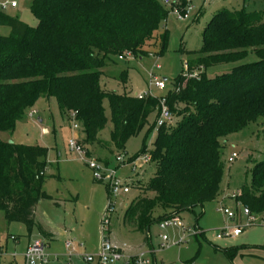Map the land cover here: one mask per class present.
Listing matches in <instances>:
<instances>
[{
    "label": "trees",
    "instance_id": "1",
    "mask_svg": "<svg viewBox=\"0 0 264 264\" xmlns=\"http://www.w3.org/2000/svg\"><path fill=\"white\" fill-rule=\"evenodd\" d=\"M31 10L37 27L0 14V27L11 29L9 36H0V134H12L39 100L55 98L63 115L74 114L81 124L82 146L99 143L111 120V144L123 152L150 117H158L159 101L103 91V69L114 56L129 52L143 57L157 40L164 50L168 35L158 31L170 12L159 0H34ZM202 44L198 51L183 50L186 68L166 95L177 122L157 130L153 151L145 147L130 160L148 153L156 164L146 194L133 200L124 216L145 241L155 223L221 196L222 140L264 118V9L219 11L204 29ZM250 56L256 61L247 62ZM224 65L232 69L208 75L209 69ZM122 81L127 84L126 72ZM47 157L45 147L0 137V211L9 226L23 224L29 237L37 227V206L52 199L44 191ZM251 176L235 201L262 221L264 160ZM234 251L225 253L233 259Z\"/></svg>",
    "mask_w": 264,
    "mask_h": 264
},
{
    "label": "rangeland",
    "instance_id": "2",
    "mask_svg": "<svg viewBox=\"0 0 264 264\" xmlns=\"http://www.w3.org/2000/svg\"><path fill=\"white\" fill-rule=\"evenodd\" d=\"M33 1L17 0V9L9 7L4 11L1 6L10 0H0V14L18 17L29 26L37 27L38 20L31 10ZM159 1L163 2V0ZM169 1V5L162 3L170 14L158 31L159 35L164 33L168 35L165 49L163 50L164 45L161 40H157L152 47L146 48L143 57L125 54L112 57L103 69L104 74L101 78L103 91L116 92L120 95L146 92L149 90L150 73L153 71L166 85L165 90L153 87V95L166 96L173 89L174 80L182 73L184 66L186 68L188 57L183 54V50L192 52L202 48L203 31L216 13L223 9L239 10L244 7L251 12L264 9V0H192L189 19L180 20L176 14L177 9L173 7L180 0ZM10 32V28L0 27V36H9ZM253 61H256L255 56H250L247 60V62ZM156 66L160 69H156ZM231 69V65H224L211 68L207 73L214 77ZM125 72L128 76L127 84L122 81V75ZM104 107L110 119L111 113L107 101ZM30 112H36L37 115L26 116L17 124L12 134L1 133L0 137L4 141L22 145H38L48 149L49 167L44 191L52 199L41 201L36 208L37 227L30 236L33 243L35 240L42 239V228L51 229L54 233L61 231L60 226L66 229L76 228L78 234H81L80 238L72 237L76 241V252L79 255L98 254L102 242V220L108 214L111 203L114 211L109 218L108 237L113 245L126 249L128 257H136L143 253L149 264H181L182 258L190 259L185 264H189L192 260L193 264H264V220L245 228L239 237L232 236L221 240L217 238L219 233L232 231L247 223L244 207L236 202L234 197L244 185L251 183L252 169L264 160V118L258 119L242 131L222 140L224 177L221 183V196L203 207L178 215L184 224L194 227L198 225L204 235H199L198 238H187L181 245H173L172 243L186 237V233L172 227L161 229L159 224L155 223L151 226L149 239L145 241L144 234L134 232L133 228L125 225L123 221L127 206L140 195L146 194L144 189L156 173V164L145 163V154L138 158L135 169L128 164L145 147L149 151L154 150L157 129L151 130V126L156 123L157 113L150 117L149 124L141 134L128 140L125 150L118 152L111 144L113 129L111 120L100 132L99 143L84 147L81 145V138L84 136L81 124L70 116L67 118L63 115L55 98L39 100ZM176 122L175 117L174 124ZM75 124L78 125V129L74 128ZM43 130H47L48 134H45ZM73 140H77L87 152L85 156L71 150L70 142ZM233 154L237 157L232 161ZM118 156L125 164L118 162ZM92 159L106 166L108 173L105 181L95 180L93 171L88 166ZM112 171H116V179L122 182L131 180L130 193L121 192L119 195H114L110 191L108 175ZM55 202L60 206H57ZM224 209H228L235 217L229 218L222 211ZM10 236H16L22 242L30 240L23 224L14 223L9 226L4 213L0 211V249L3 251L0 260L12 261L13 259L14 253L10 252L13 248ZM163 236L169 240L168 248H162ZM8 242L10 249L7 251ZM53 249L61 251L63 245L61 243L54 247L52 245ZM229 249L235 250L233 259L225 253V250ZM19 254L22 256L23 253ZM64 260L60 259V262L54 260L51 264H61ZM117 264L128 263L126 259H123Z\"/></svg>",
    "mask_w": 264,
    "mask_h": 264
},
{
    "label": "built area",
    "instance_id": "3",
    "mask_svg": "<svg viewBox=\"0 0 264 264\" xmlns=\"http://www.w3.org/2000/svg\"><path fill=\"white\" fill-rule=\"evenodd\" d=\"M192 0H180V2H176L173 7L174 9H177V16L180 20H187L189 19L190 11L192 9L191 6ZM165 5H169L170 1L169 0H163L162 2ZM182 7V5H184ZM9 7L11 8H17L18 7V2L17 0H10V2L3 4L1 6L2 10H7ZM125 55L131 56V53H126ZM156 69H160L159 66H156ZM150 85H149V90L143 93L136 94L135 96L142 100L146 98H156L159 101V109H158V117L156 120V128L155 129H160L162 127H169L174 124V115L170 111V108L167 103V98L166 96L164 97H155L153 95V87H156L160 90H165L166 85L164 82H161L159 78L155 75V73L152 71L150 73ZM37 115L36 112H29L27 116L33 117ZM70 117L76 121V117L74 114H70ZM75 129H78V125H74ZM45 134H48L47 130H43ZM70 148L72 151H78L81 156H85L87 154L86 151L83 150V147H81L77 140L76 141H71L70 142ZM237 157L236 154H233L231 160L235 159ZM118 162L121 164L124 163L122 162V158L118 156ZM137 161L138 159L130 162L128 165L133 166L135 169L137 167ZM145 163L152 162L151 155L150 154H145L144 157ZM125 164V163H124ZM89 168L93 171V175L95 180L98 182H103L106 180L108 170L106 166H104L101 162L97 160H90L88 163ZM109 181H110V191L114 195H119L121 192L127 194L130 193V184L131 180H128V182H122L121 180L116 179V171H112L108 175ZM235 198V197H234ZM109 212L108 214L104 217L102 220V225H101V231H102V236H101V246L99 249L98 254L96 255H79L76 252V241L71 239L66 241V248H67V253L65 255V260L61 264H117L118 261L126 259L128 264H149L150 262L145 259V254H140L136 257H128L126 256V249L120 246H115L113 245L108 237V234L110 230L108 229L110 226V217L112 212L114 211V206L110 203L109 205ZM225 214L229 216V218L233 219L235 215L231 213L228 209L222 210ZM244 215L247 217V223L242 226L233 229L232 231L229 232H221L217 235V238L219 240L227 238V237H239L245 228L251 227L252 224L254 223H261L262 221L254 217L251 212L244 208ZM159 227L161 229H167V228H177L182 230L183 232L186 233V237L182 238L180 241L172 243L173 245H181L184 244L187 240V238H191L194 236L202 235L203 232L198 228L197 226H188L183 223L181 219L177 216L173 217H168L165 218L163 221L159 223ZM10 239L12 241H17V238L15 236H11ZM163 240V245L162 248H168L169 247V240L166 236L162 237ZM125 247V246H124ZM48 249V243L45 240H38L29 245L27 250L23 254V264H49L51 260V256L47 251ZM0 256H2L0 252ZM13 257H16V255H12Z\"/></svg>",
    "mask_w": 264,
    "mask_h": 264
},
{
    "label": "crops",
    "instance_id": "4",
    "mask_svg": "<svg viewBox=\"0 0 264 264\" xmlns=\"http://www.w3.org/2000/svg\"><path fill=\"white\" fill-rule=\"evenodd\" d=\"M17 8H15V9H17ZM84 138H85V134L81 138L82 141L84 140ZM55 204L57 206H60V204H58L57 202H55ZM124 216H125V214H124ZM123 221H124V217H123ZM124 223H125V221H124ZM196 226L198 227V225H196ZM130 227H132V226H130ZM60 229H61V231H56V233H54L51 229L50 230L49 229L46 230V229L42 228L43 237H42V239H38V240H45L48 243V249H49L48 251L50 252L49 254L51 256V260H50L49 264H51V262H53L54 260L60 262V259L61 260L65 259V255L67 253L66 241L71 240L72 237L76 236L77 238H80V236H81L80 233L78 234L76 228L66 229L63 226H60ZM133 231L137 232V231H135L134 228H133ZM137 233H139V232H137ZM16 238H18V237H16ZM38 240H35V241H38ZM10 241L13 243V245H12L13 248H11V249L9 248V242H8L6 244V250L8 251L10 249L11 250L10 252L14 253V255H16V257L12 256V258H13L12 261L0 260V264H23V262H24L23 261V254L27 250L29 245H31L33 243L32 237H30V240L28 242H22L19 239L17 241H12L10 239ZM60 243L63 245V249L61 251H59L57 249L56 250L55 249L52 250V245L54 247L55 245L60 244ZM0 252L3 254L2 249H0ZM19 253H23L22 256ZM188 260H190V259L182 258L181 259V264H185V262H187ZM52 264H54V263H52Z\"/></svg>",
    "mask_w": 264,
    "mask_h": 264
}]
</instances>
